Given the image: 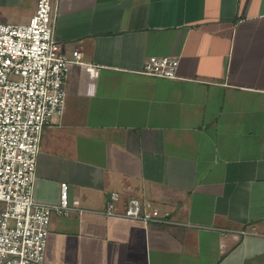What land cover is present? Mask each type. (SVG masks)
<instances>
[{
  "label": "crops",
  "instance_id": "crops-1",
  "mask_svg": "<svg viewBox=\"0 0 264 264\" xmlns=\"http://www.w3.org/2000/svg\"><path fill=\"white\" fill-rule=\"evenodd\" d=\"M36 6L0 0V22ZM55 35L102 68H72L34 197L65 181L100 213L53 216L45 264H264V0H59ZM153 55L178 76L145 74ZM114 192L168 223L104 216Z\"/></svg>",
  "mask_w": 264,
  "mask_h": 264
},
{
  "label": "built area",
  "instance_id": "built-area-1",
  "mask_svg": "<svg viewBox=\"0 0 264 264\" xmlns=\"http://www.w3.org/2000/svg\"><path fill=\"white\" fill-rule=\"evenodd\" d=\"M59 0H37L27 22H0V264H45L52 217L73 212L100 213L71 198L68 182L60 185L57 202L34 197L42 133L64 114L66 85L74 66L87 78L100 75L101 65L83 60L77 49L67 52L56 39ZM179 60L150 56L143 72L176 78ZM112 193L104 216L168 223V213L137 198L119 207ZM244 234L257 233L252 230Z\"/></svg>",
  "mask_w": 264,
  "mask_h": 264
}]
</instances>
